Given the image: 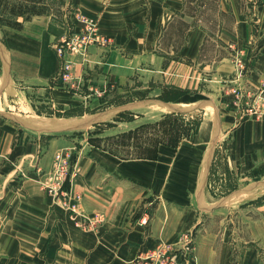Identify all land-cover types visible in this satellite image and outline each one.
Segmentation results:
<instances>
[{"label": "crops", "instance_id": "obj_1", "mask_svg": "<svg viewBox=\"0 0 264 264\" xmlns=\"http://www.w3.org/2000/svg\"><path fill=\"white\" fill-rule=\"evenodd\" d=\"M43 4L44 13L17 20L20 29L2 26L11 53L7 72L0 74L2 110L33 113L24 89L37 95V103L63 108L73 103L52 86L59 68L52 47L65 34L67 19L77 13L96 18L101 33L112 40L106 53L98 49L90 58V79L99 85L110 82L117 87L127 81V91L156 97L171 86L185 89L228 77L235 70V53L249 62L248 82L255 86L264 79V0ZM169 79L174 81L168 83ZM135 80L141 86H131ZM182 100L155 99L153 105L177 112L173 105ZM210 105L213 116L201 120L189 140L174 147L176 153L162 144L154 158H122L85 149L71 182L82 195L83 212L103 215L93 230L77 227L41 186L54 147H67L72 140L53 138L39 152L42 136L53 133L51 128L63 130L76 117L45 119L50 127L34 137L0 114V264H129L159 242L175 243L183 232L197 227L202 221L201 200L212 199V209L221 198L213 197L210 188L234 192L254 180L257 198L263 197L264 116L245 114L240 103ZM208 236L213 234L200 233L198 239ZM255 245L244 251L242 264H250L257 254V241ZM208 246L206 252L197 248L199 264H214L215 254ZM226 255L220 264H228Z\"/></svg>", "mask_w": 264, "mask_h": 264}, {"label": "rangeland", "instance_id": "obj_2", "mask_svg": "<svg viewBox=\"0 0 264 264\" xmlns=\"http://www.w3.org/2000/svg\"><path fill=\"white\" fill-rule=\"evenodd\" d=\"M45 9L47 10V6ZM72 19H67L68 24L65 34L61 31L63 35L61 39L54 41L52 47L54 52L55 48L63 41L77 35L87 34L85 31L88 21L94 24L90 35L91 43L86 46L87 50L84 53L71 54L66 52L63 57V62L66 61L70 65L72 79L69 81L61 80V63L63 62L56 55L59 68L52 80V86L55 91L64 92L70 96L73 103L65 108L52 107L48 101L40 103L42 100H39L37 103V95L32 94L31 89H24L26 99L30 101L29 103L33 107V113H26L24 110L22 112H9L0 108V114L4 116V119L9 118L14 121L22 130L24 129L23 131H30V135L34 137L40 130L50 127L45 119L76 117L75 120L70 121L72 124H67L63 130L57 127L51 128L53 133L42 136L44 143L40 146L39 152L44 151L48 142L53 138L64 137L66 140L71 138L72 140L67 147L62 145L54 147L51 165L44 174L41 186L51 196L53 202L63 209L61 207L62 197L59 194L54 196L47 187L53 183L55 155L69 153L68 168L62 191H71L81 197V212L78 216H74L69 211L63 210L68 213L77 227L93 230L103 221V215L100 212H94L91 215L83 212L82 195L72 188L71 182L73 177L79 173L78 161L83 154H86L87 149L90 147L98 148L122 158H143L147 156L146 151L155 149L156 141H160L162 145L169 148L168 151L171 154L176 153L178 150L174 147L180 141L189 140V134L197 129L201 120L208 118L209 115L213 116L214 113L210 109L211 103H218L219 105L225 104L226 101L233 105L240 103L245 114H252L247 110L253 103L255 92L264 84V79L255 86L248 82L246 76L250 72L249 62L243 55L239 56V53H233L235 55V70L228 77H222L215 82L206 79L200 81L196 86L191 85L185 89H176L171 86L169 89H163L161 94L156 97L153 94L148 96L144 91H127L129 89L127 81L118 84V88L110 82L99 85L90 79V73L94 70L89 68L92 65L90 58L98 49L99 52L105 51L103 54L106 53L112 40L101 33L96 18L77 13L72 16ZM6 31L0 25V58L2 62L0 74L3 76L7 72L8 58L11 55L5 40ZM173 81V79H169L167 82ZM130 85L141 86V82L135 80ZM177 95L184 99L174 103L173 107L178 110L177 112L167 111L164 107L153 105L156 103L155 99L163 101L160 98H173ZM137 128H139L138 131ZM39 172L40 175L44 173L43 171ZM171 175L172 173L169 172L168 177H172ZM255 187L256 183L253 180L251 184L243 185L240 190L234 192L223 190V187L210 188V194L213 197L221 196L220 199L216 200L217 206L210 208L213 206L211 203L214 202L210 198L206 201L201 200L200 207L203 211L201 223L197 227L183 232L177 242H159L153 249L159 245L173 249L174 251L170 254L174 258L173 264H187L189 260H192L191 264H199L196 257L197 248L201 247L206 252V245H209L208 248L213 250L215 254L213 257L214 264H220L224 254L228 255V264H242L244 251L255 248L257 241L259 244L257 254L248 263L264 264V206L258 207L260 201L264 200V196L257 198L259 194L254 191ZM193 193H196L195 189ZM150 200L153 201V198ZM168 201L170 202V200ZM198 229L201 230L198 231ZM200 233H211L213 236H208L209 239L206 240H199ZM186 245L187 247H185ZM141 254L129 264H134ZM166 257L170 259L167 254ZM203 258L205 259L206 256ZM164 263V258L157 262V264Z\"/></svg>", "mask_w": 264, "mask_h": 264}, {"label": "built area", "instance_id": "obj_3", "mask_svg": "<svg viewBox=\"0 0 264 264\" xmlns=\"http://www.w3.org/2000/svg\"><path fill=\"white\" fill-rule=\"evenodd\" d=\"M93 27L94 24L88 21L87 29L85 31L87 34L84 33L82 35L74 36L67 41H63L55 48V53L59 58L62 59V62L66 52L71 54L84 53L87 50L86 46L91 43L90 35L92 34ZM61 64V80L65 79L66 81H69V79H72L70 75V65L66 61ZM254 96L255 97L252 100L253 103L250 106V109L247 111L254 115L264 116V84L257 92H255ZM69 156V153H58L55 155L54 174L52 177L53 183L51 186L47 187V189L54 196L59 194L62 197L61 207L63 209H65L67 212L69 211L74 216H78L81 212V197L78 194L72 193L71 191H62L63 182L67 173ZM185 247H187V245ZM172 251L174 250L169 247L159 245L155 249L143 252L135 260L134 264H157V262L163 258L165 259L164 264H173L174 258L170 255ZM166 254L168 257H170V259L166 257ZM191 263L192 260L187 261V264Z\"/></svg>", "mask_w": 264, "mask_h": 264}, {"label": "trees", "instance_id": "obj_4", "mask_svg": "<svg viewBox=\"0 0 264 264\" xmlns=\"http://www.w3.org/2000/svg\"><path fill=\"white\" fill-rule=\"evenodd\" d=\"M44 12L45 6L43 5V0H0V25L13 29H20L22 25L17 21L19 18H22L23 21H26L31 16L40 15ZM178 97L179 96L177 95L173 98L160 99L163 101H172ZM139 128H137V131ZM131 134H134V132H131ZM159 144L162 143L160 141H156V148L146 151L147 156H144V158H154L157 146Z\"/></svg>", "mask_w": 264, "mask_h": 264}, {"label": "bare ground", "instance_id": "obj_5", "mask_svg": "<svg viewBox=\"0 0 264 264\" xmlns=\"http://www.w3.org/2000/svg\"><path fill=\"white\" fill-rule=\"evenodd\" d=\"M69 83V82H68ZM204 206V205H203ZM205 208H208V207H205Z\"/></svg>", "mask_w": 264, "mask_h": 264}]
</instances>
